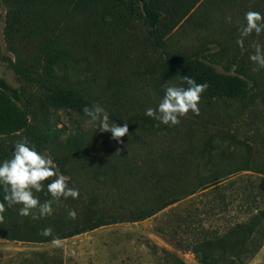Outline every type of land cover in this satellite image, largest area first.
Here are the masks:
<instances>
[{"label": "rangeland", "instance_id": "374dc122", "mask_svg": "<svg viewBox=\"0 0 264 264\" xmlns=\"http://www.w3.org/2000/svg\"><path fill=\"white\" fill-rule=\"evenodd\" d=\"M256 1L260 0H204L188 19L166 34L169 50L189 54L211 52L216 57L218 70L241 73L252 84L238 98H208L201 94L199 115L189 112L172 127L157 126L158 122L144 115L146 108L158 104L165 83L160 80L163 58L143 20L135 16L129 18V24L116 26L107 21L100 28L92 26L88 42L75 56L69 74L82 82L84 88L77 86L76 89L84 91L91 104L102 105L118 125L127 123L128 133L117 143L110 139V133L95 132L84 114L73 109H50V122L66 126L67 133L82 132L88 149L82 158L63 165L55 162L57 172L88 194L91 185L87 175L96 172L89 164L97 160L104 165L106 161L124 159L133 165L146 155L160 159L181 152L194 163L175 172L184 170L189 176L201 175L207 179L215 172L234 171L230 179L219 185L245 173L264 176V69L254 71L256 66L248 60L256 43L264 46V34L247 37L243 49L236 44L244 13L252 10L264 14V7L256 8ZM13 7L12 0H4L1 8L0 73L24 91V101L31 106L30 121L40 127L43 125L41 104L47 90L14 69V64L23 65L38 76L41 71L37 62L40 61L39 39L22 30L8 32ZM45 14L46 22L54 30L59 31L69 22L74 28L69 39L81 31L80 23L73 16L76 13L57 9ZM206 150L207 155L202 158L200 152ZM44 155L51 158L48 151ZM104 186L102 196L121 202L111 184ZM217 198L214 192L199 191L150 217L59 239L60 247L51 242L0 238V264H201L190 249L201 232L210 237L213 232H223L231 223L249 215L241 207L239 194L226 209ZM247 264H264V245Z\"/></svg>", "mask_w": 264, "mask_h": 264}, {"label": "trees", "instance_id": "16d2710c", "mask_svg": "<svg viewBox=\"0 0 264 264\" xmlns=\"http://www.w3.org/2000/svg\"><path fill=\"white\" fill-rule=\"evenodd\" d=\"M12 1L14 7L7 30L11 34L22 30L39 39L40 61L37 62L41 71L37 69L36 73L39 74L34 76L23 65L14 64V69L28 80L37 81L47 93L41 104L43 125L39 127L30 121L31 106L24 101V91L14 87L0 73V159L10 157L14 142L25 137L43 154L48 151L57 164L63 165L85 156L88 150L85 135L79 131L67 133L66 126L53 125L48 111L73 109L83 114V106L91 105L85 92L76 89L77 86L84 88L82 82L72 79L68 69L82 46L87 44L90 28H100L107 21L120 26L122 23L129 24L130 17L137 16L143 20L153 45L163 58L160 78L163 83L175 84L179 76L188 75L197 83H207L208 88L202 94L208 98H238L252 88L251 79L247 76L218 70L216 57L211 52L189 54L167 48L166 34L188 19L204 0ZM3 2L0 0V20ZM254 4L259 9L264 7V0ZM57 9L77 14L78 17L73 16L80 23L81 31L73 39L68 37L74 29L69 22L59 31L46 22L45 13ZM151 124L156 127L155 123ZM200 154L202 158L205 157L207 150ZM193 163L190 157L181 152L170 153L160 159L146 155L133 165L124 159L106 161L104 165L97 160L89 164L96 172L87 175L88 184L91 185L88 194L81 186L67 181L70 187L79 189V197L53 204V215L40 220L17 215L15 207L6 209L4 219L0 220V238L51 242L53 237L68 238L109 224L150 217L199 191L218 194L217 200L224 209L233 204L234 196L239 194L241 207L248 212V217L231 223L223 232H213L210 237L201 232L190 249L201 264H247L264 245V176L253 177L245 173L219 185L230 179L234 171L215 172L207 179L201 175L189 176L184 170L175 172ZM237 182L240 183L239 188L236 187ZM104 184L113 186L114 194L121 202L102 196ZM133 192L137 195L133 196ZM36 195L41 202L50 199L43 192ZM2 196L0 193V202ZM69 210L76 211L75 219L68 217ZM44 227L53 229L52 236L42 237L38 234Z\"/></svg>", "mask_w": 264, "mask_h": 264}, {"label": "clouds", "instance_id": "9594fccd", "mask_svg": "<svg viewBox=\"0 0 264 264\" xmlns=\"http://www.w3.org/2000/svg\"><path fill=\"white\" fill-rule=\"evenodd\" d=\"M244 23L239 27V37L236 44L244 48L245 39L264 34V14L259 11H246ZM255 51L249 54L248 60L258 69H264V46L256 43ZM208 88L207 83H197L188 75L179 76L175 84L165 83L162 86L163 95L155 107H148L144 115L158 122L159 125L169 127L180 123V118L191 112L199 115L198 107L201 94ZM88 118L94 131L110 133V139L120 142V138L128 133V125H118L110 119L108 111L99 103L85 105L81 109ZM45 193L50 199L43 202L36 195ZM0 193L3 194L0 202V220L4 219L6 209L16 208L17 215L40 220L53 215V204L71 198L76 200L79 189L70 187L67 177L58 173L55 162L46 157L26 137L14 142L11 155L0 159ZM69 218L75 219L76 211L67 212ZM42 237L53 234L51 227L42 228L39 233ZM51 243L60 247V240L53 237Z\"/></svg>", "mask_w": 264, "mask_h": 264}]
</instances>
